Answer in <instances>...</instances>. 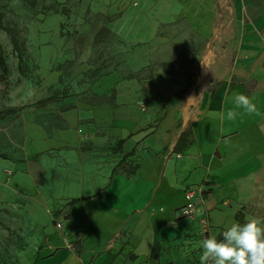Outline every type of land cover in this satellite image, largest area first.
<instances>
[{"label":"rangeland","instance_id":"1","mask_svg":"<svg viewBox=\"0 0 264 264\" xmlns=\"http://www.w3.org/2000/svg\"><path fill=\"white\" fill-rule=\"evenodd\" d=\"M216 7L0 0L3 25L19 45L0 31L7 67L5 75L0 67V264H36L84 185L133 173L136 156L123 153L115 126L118 96L178 78L204 86L229 45L230 1L220 25Z\"/></svg>","mask_w":264,"mask_h":264},{"label":"crops","instance_id":"2","mask_svg":"<svg viewBox=\"0 0 264 264\" xmlns=\"http://www.w3.org/2000/svg\"><path fill=\"white\" fill-rule=\"evenodd\" d=\"M229 1V45L204 86L178 78L120 93L115 126L136 168L84 185L36 264H199L206 236L222 238L249 216L264 219V0ZM187 3L201 13L216 3L218 20L225 1ZM238 93L252 97L260 115L241 109L228 120ZM197 187L205 202L195 220H183L185 192Z\"/></svg>","mask_w":264,"mask_h":264},{"label":"clouds","instance_id":"3","mask_svg":"<svg viewBox=\"0 0 264 264\" xmlns=\"http://www.w3.org/2000/svg\"><path fill=\"white\" fill-rule=\"evenodd\" d=\"M241 109L250 115H260L253 98L238 93L233 97V107L226 110L227 119L234 120ZM221 235L218 239L210 234L199 241V264H264V219L246 217L244 223H232Z\"/></svg>","mask_w":264,"mask_h":264},{"label":"built area","instance_id":"4","mask_svg":"<svg viewBox=\"0 0 264 264\" xmlns=\"http://www.w3.org/2000/svg\"><path fill=\"white\" fill-rule=\"evenodd\" d=\"M228 2L229 0H225ZM224 16L221 13L218 17L217 24L220 25L223 22ZM181 158L180 155L177 156V159ZM205 190L202 187H197L193 189H188L185 192V199L186 204L181 209V217L183 220L187 221H193L197 218L199 214V209L202 206V204L205 202ZM56 228L59 231L63 230L62 221L57 223ZM64 246L67 250H72L74 247V244L68 239H63Z\"/></svg>","mask_w":264,"mask_h":264},{"label":"trees","instance_id":"5","mask_svg":"<svg viewBox=\"0 0 264 264\" xmlns=\"http://www.w3.org/2000/svg\"><path fill=\"white\" fill-rule=\"evenodd\" d=\"M5 29L6 28L3 25V15L0 13V31L1 30L7 31L11 35L13 45H14L15 49L19 51L18 40H17V38L15 36L14 31L10 30V29H6V30ZM0 67L2 68L4 75L7 74V67H6L5 59H4V56L2 54L1 48H0ZM120 145H123V142H120ZM134 153L135 152L133 151L131 154H129L126 157H132L134 155ZM76 202L77 201H73L71 205L73 206Z\"/></svg>","mask_w":264,"mask_h":264}]
</instances>
